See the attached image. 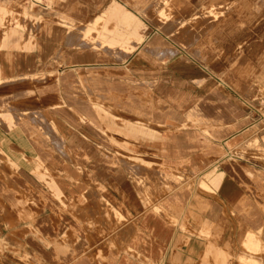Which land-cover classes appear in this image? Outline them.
Here are the masks:
<instances>
[{"label":"crops","instance_id":"0c3cea01","mask_svg":"<svg viewBox=\"0 0 264 264\" xmlns=\"http://www.w3.org/2000/svg\"><path fill=\"white\" fill-rule=\"evenodd\" d=\"M18 1L0 264H264V170L238 157L264 111V0H60L26 28ZM42 72V93L16 82Z\"/></svg>","mask_w":264,"mask_h":264},{"label":"rangeland","instance_id":"374dc122","mask_svg":"<svg viewBox=\"0 0 264 264\" xmlns=\"http://www.w3.org/2000/svg\"><path fill=\"white\" fill-rule=\"evenodd\" d=\"M60 0H21L11 13V22L18 28H26L29 22H43L37 18V13L46 10L48 4ZM121 2H195L194 0H120ZM68 25L67 23H65ZM71 26V25H69ZM53 72L40 73L35 76H25L18 82L28 94L42 93V86L52 81ZM264 107V103H263ZM238 157L253 164L257 169L264 170V111L256 115V123L248 134L245 144L238 149Z\"/></svg>","mask_w":264,"mask_h":264},{"label":"bare ground","instance_id":"6f19581e","mask_svg":"<svg viewBox=\"0 0 264 264\" xmlns=\"http://www.w3.org/2000/svg\"><path fill=\"white\" fill-rule=\"evenodd\" d=\"M234 169V168H233ZM238 177V176H237Z\"/></svg>","mask_w":264,"mask_h":264}]
</instances>
